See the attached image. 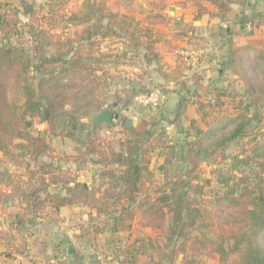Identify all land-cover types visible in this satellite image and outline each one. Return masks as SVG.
<instances>
[{"label": "trees", "instance_id": "obj_1", "mask_svg": "<svg viewBox=\"0 0 264 264\" xmlns=\"http://www.w3.org/2000/svg\"><path fill=\"white\" fill-rule=\"evenodd\" d=\"M191 1L197 7L199 19L210 13L207 4L214 6L221 17H226L231 5H244L247 0ZM2 12L3 9H0V32H5L8 22L7 16ZM50 19L52 23L48 25L49 29L40 24L36 37L43 42L48 38L55 41L56 38L58 50L66 46L64 53L52 59L44 55L35 56V61L23 47L0 44V153L7 152L16 145V141H22L23 144L17 146L26 149L31 158L39 159L48 155L50 146L47 139L30 131V121L41 117L39 106L44 101L49 117H42V121L48 123L54 133L59 130L60 135L66 132L67 137L76 139L79 144V157L75 158L76 161H79L80 167L89 163L98 166L101 172L100 184L95 189H89L83 183H74L63 169H54L52 165H48V170H51L48 174L52 176L51 184L57 186L61 182L66 193H52L46 183V175L40 177L28 191L14 196L21 200V204H26V209L20 207L21 210L15 215L16 229H28L30 224H36L38 215L39 218L48 220L61 208L81 202L94 211L97 218L136 210L140 219L146 222L145 226L162 230L167 243L163 247L165 254L159 264H163V260L169 259L171 254L176 256L187 252L189 240H193L192 247L196 252L207 248L209 244L213 246L211 250L219 257V264H264V199L261 195L264 193V138L251 150L250 156L240 159L245 168L254 167L251 175L240 173L239 177H227L221 181L223 191L215 198L219 211L234 212L227 214L222 220L226 226H234L235 230L228 236L221 237L218 242L195 237L192 233L206 227L203 221H209L212 217L199 209L192 197L193 194L203 196L208 185V181L201 184L194 181L202 157L221 154L222 159L226 160L225 153L230 145L237 142L253 123L262 122L264 51L249 46L243 49L232 48L226 65L233 74L239 76L244 89L240 94H220L216 106L221 108V98L229 97L233 101L234 111L221 113L214 126L207 130L197 129L192 143L178 150L169 149L165 153V164L160 167L163 188L160 196L153 198L149 193H143V187L155 179V172L151 170L155 149L152 139L158 123L144 117L136 127L125 129L129 138L120 142L119 150L113 147L107 151L102 149L97 135L100 128H94L82 120L91 112L101 111L104 105L90 100L92 91L80 95L88 88L87 80L96 70L84 65L80 57L78 59L73 39L67 38L62 42L60 37L52 33L57 28V21L54 16ZM72 19L76 17L73 16ZM86 21L87 17H84L82 22ZM98 22H102V19ZM100 31L102 32L99 27L98 33L94 34L98 35ZM91 32L92 28L83 38L91 39ZM110 34L118 35L112 28L102 33L103 37ZM35 70L43 76L36 83L32 76ZM82 72L90 74L88 77H79L78 74ZM10 94L13 96L12 101ZM190 95L197 98L193 93ZM198 104L204 108L203 104ZM78 129L81 131L79 134L76 132ZM86 131L88 133H83ZM168 216H171L170 225H167ZM231 241V251L239 255L233 263H230V251L225 248V244ZM179 244L180 250L176 248Z\"/></svg>", "mask_w": 264, "mask_h": 264}, {"label": "rangeland", "instance_id": "obj_2", "mask_svg": "<svg viewBox=\"0 0 264 264\" xmlns=\"http://www.w3.org/2000/svg\"><path fill=\"white\" fill-rule=\"evenodd\" d=\"M139 1L0 0V9H3L2 14L7 16L8 22V29L5 32H0L1 45L11 44L23 47L32 58L44 55L48 59H52L58 54L64 53L67 50L66 46H62L61 50H58L56 38L55 41L48 38L43 42L36 37L41 28L39 25L44 24L49 29L48 25L52 23L50 18L54 16L57 21V28L52 33L60 37L62 42H65L67 38L73 39L75 41L74 50L78 53V59L80 57V59H83L82 63L84 65L96 70L93 76L87 80L88 88L84 89L80 95L82 96L92 91L89 97L90 100L99 102L104 107H112L116 94L123 93V91L129 92L124 94L127 96L131 95L129 106H131L133 112L126 115L117 109L121 114L117 125L115 127L101 126L97 132L105 151L110 147L118 149L120 142L129 138L125 130V121L127 119H133V125L136 127L141 122L140 116L149 117L152 115L148 111L154 108H144L138 105L136 102L137 95L158 88L163 89L165 95L169 81H175L176 83L183 81H179V77L175 75L169 76V81L164 84L161 82L157 88L153 85V82L157 83V81L151 82L150 77H147V81L151 82L150 85L138 88L136 92L132 91L133 83L131 78H129L130 73H132L131 67H144L146 63H149L151 67H158V69L166 67L161 66L159 56H155L157 45L154 42V37L158 40L160 39V41L163 40L164 29L160 26L165 28L168 17H174L175 15L174 8L156 4V2L151 0H141L143 3ZM24 5L31 7L32 13L29 15L25 14ZM73 16L76 19L73 20ZM84 17H87L88 21L83 23ZM101 19L102 22H98ZM155 21L156 23H154ZM99 27L102 32L100 31V34L95 35L94 33H98ZM91 28L92 38L89 40L84 39L85 33ZM108 28L115 29L118 35L110 34L107 37H103L102 33H106ZM87 37L90 38V36ZM145 54H147L146 58ZM89 74L82 72L78 75L79 77H88ZM32 76L35 79V83L37 79L43 78L36 70L32 72ZM12 99L13 96L10 94V100L12 101ZM41 103L47 109L46 102L41 101ZM160 107L155 108V110ZM93 114L95 113L91 112L87 118L82 120L83 123L92 125L91 117ZM42 117L45 116L41 112L40 118L30 121V131L34 135H40L47 139L50 149L46 157L31 158L26 149L17 146L23 144L22 141H16L15 146L5 153H0L1 203H3L5 198H8L7 200L10 198L11 200L12 195L16 196L36 185L37 180L43 175H46L45 178L49 177L50 174L48 172H51V170H48L49 163L52 164L54 169L62 166L64 172L75 183L79 180L77 171H79L80 166L79 161L75 159L79 157L77 156L79 155V144L76 139L67 137L66 132L63 135L59 134V130L54 133L52 127L42 121ZM261 121L253 123L237 142L230 145L225 153L226 160L222 159L221 154H207V156L202 157V162L196 172L194 181L196 180L200 184L208 181V185L204 190L203 196L193 194L192 197H194L199 209L212 217L209 221H203L207 225L206 227L192 231L193 236H200L207 240L218 242L221 237H226L235 230L234 226H226L222 220L227 214H234V212L222 213L219 211L215 205V198L223 191L224 186L221 181L227 177H239L240 173L251 175L254 167L245 168L240 159L250 156L251 150L259 142L263 141L264 112ZM89 129L93 130L92 128ZM162 130L159 127L156 129V135L152 139L155 143L163 142L164 133H162ZM76 132L77 134L81 133L79 129ZM83 133L86 134L88 132ZM72 161L73 163L69 164ZM164 161H166V158ZM66 164L67 166L65 167ZM154 166L152 171L156 173L154 174L155 179L152 183L145 184L143 193H149L153 198H157L160 196L164 181L160 172L161 166L159 167L157 164ZM84 167L86 168V166H82L81 173L83 172L86 177L94 174L96 181L92 189L97 188L100 184V170L98 173H92L87 169L84 170ZM32 173L34 176H32ZM7 190H11V194L7 195ZM261 195L264 199V193ZM14 202L19 204L21 200L15 199ZM124 206L126 207L127 205L125 204ZM3 216V211L0 208V219ZM39 217L36 218V222ZM140 217L136 210L116 212L114 216L107 218L87 215L84 219H79V212H74L67 216L66 221L60 222L61 224L51 222L55 226L47 224L44 227H55L54 235L49 240L54 242V244L56 243V245L61 241V243H64L62 244L61 252L59 250L54 251L57 254L61 253L62 257H67L68 264H79V262L99 264V261H102L100 264H159L165 254L163 247L167 243L166 237L162 230H155V227L145 226L147 225L146 222L141 220ZM53 221L56 222V220ZM170 221L171 216H168L167 225H170ZM63 223L65 224L63 225ZM60 226H66L65 230H61ZM28 227V229L24 230H14L10 227L8 233L4 232L0 227V240L3 239L1 252L3 251L2 253H4L5 251L4 254L6 255L9 253L7 249L11 250V248H14L15 252L13 253L19 256L16 257L17 259L25 262L28 259L34 260L30 254L26 253L27 247L31 245L27 237L35 235L34 231H31V224ZM43 233L46 234L42 232L41 235ZM193 243V240H189L187 252L176 256L171 254L169 259L163 260V264H219V257L211 250L213 246L209 244L207 248L196 252L193 250ZM232 245L233 241L225 244V248L230 251V263L236 261L239 256L231 251ZM176 248L180 250V244ZM70 249L73 251L72 254L75 251L74 256L76 255V257L70 258ZM16 258H14V262ZM34 261L43 264H48L49 262L45 259ZM59 263L61 264L62 261Z\"/></svg>", "mask_w": 264, "mask_h": 264}, {"label": "crops", "instance_id": "obj_3", "mask_svg": "<svg viewBox=\"0 0 264 264\" xmlns=\"http://www.w3.org/2000/svg\"><path fill=\"white\" fill-rule=\"evenodd\" d=\"M151 1L175 9L174 17H168L165 28L160 26L164 29L163 40L160 41V39L154 37V42L157 45L155 56H159L161 66L166 67L158 69V67H151L149 63H146L144 67H131L132 73H130L129 78L133 83L132 91L136 92L138 88L150 85L152 81H157V83L153 82V85L158 88L161 82L163 84L168 82L169 76L173 75L179 77V81L183 80L179 83L169 81L161 107L157 110L154 108L148 111L149 114H152L148 118L154 119L158 123L157 128L163 129L162 133H164L162 143L154 142L155 149L151 163V170H154L155 164L159 167L164 164L165 153L169 149L178 150L182 146L192 143L197 129L207 130L214 126L221 113L234 111L233 101L229 97L221 98L223 103L221 108L216 106L220 94H240L244 89L239 76L233 74L227 68L226 63L232 53V48L243 49L249 46L264 51V0H247L244 5H231L230 12L226 17H221L214 6L207 4L206 7L210 13L199 19H197L198 10L191 0ZM139 2L143 3L141 0ZM165 13L167 12L165 11ZM180 49L195 50L198 54L197 60L193 62L184 61L177 55V51ZM146 57L147 54H145ZM147 77H150V83L147 81ZM189 91L195 94L197 98L190 95ZM124 93L129 92L123 91V93L116 94L113 99V106H105L104 108L107 107L116 113L121 110L126 115L131 114L133 111L129 103L132 97L130 98L131 95L127 96ZM198 103L203 104L204 108H201ZM140 118L142 121L144 117L140 116ZM156 129L154 130L155 135ZM102 149L105 150L104 147ZM115 150H119V148ZM72 163L73 161L69 162V164ZM49 165L52 164L49 163ZM81 168L79 167V171H77L79 180L76 183H83L86 187L92 189L96 181L94 174L86 177L83 172L81 173ZM85 169L92 173H98L100 168L93 163H89L86 168L84 167ZM51 177V175L46 177L49 190L52 193L65 195L66 191L63 190V184L60 182L57 186H53ZM73 182L75 183V181ZM11 192V190H7V195ZM15 199L19 198L5 199L3 203L0 201L2 205L0 208L4 214L0 219V227L7 233L10 231V227L18 230L14 226L15 215L21 210L20 207L26 209V204L14 203ZM49 210H51L50 207ZM74 212H79V219H84L87 215L95 216L94 211L89 209L87 205L76 202L72 206L61 208L53 218L48 220L39 218L31 229L35 235L27 237L31 245L27 247L26 253L37 261L45 259L47 262L49 261L48 264H60V261H62L61 264H68L67 257H62L61 253L57 254L54 251L59 250L61 252L64 243H61V241L56 245V243L54 244L49 240L54 235L55 227H44V225L51 224L55 226L51 222L61 224L60 222L66 221L67 216ZM53 220H56V222ZM65 227L60 226V229L64 231ZM42 232L46 234L41 235ZM1 242H3V239L0 240V264H14V258L19 256L13 253L15 252L14 248L7 249L9 253L6 255L4 254L5 251L2 253ZM74 253L69 254L70 258L76 257ZM21 255L23 254L21 253ZM99 262L102 263V261ZM79 264L85 263L79 262Z\"/></svg>", "mask_w": 264, "mask_h": 264}, {"label": "built area", "instance_id": "obj_4", "mask_svg": "<svg viewBox=\"0 0 264 264\" xmlns=\"http://www.w3.org/2000/svg\"><path fill=\"white\" fill-rule=\"evenodd\" d=\"M177 55L180 56L181 59H183L186 62H193L197 60L198 54L195 50L192 49H180L177 51ZM164 91L161 88L153 89L147 93H141L136 96V102L138 105L144 107V108H158L162 104V101L164 99ZM14 264H43L36 262L34 260H27L25 262L24 260H19L16 258Z\"/></svg>", "mask_w": 264, "mask_h": 264}, {"label": "water", "instance_id": "obj_5", "mask_svg": "<svg viewBox=\"0 0 264 264\" xmlns=\"http://www.w3.org/2000/svg\"><path fill=\"white\" fill-rule=\"evenodd\" d=\"M24 13L29 15L30 13H32V8L24 5ZM39 109L46 118L49 117V113L43 103H40ZM119 120H120V114L114 112L113 110L107 107L103 108L98 113L93 114L91 117V123L94 128H100L101 126L115 127L117 125V121ZM133 126L134 125L132 120L127 119L125 121L126 129L130 130L133 128ZM72 252L73 251L70 249L69 253L72 254Z\"/></svg>", "mask_w": 264, "mask_h": 264}]
</instances>
